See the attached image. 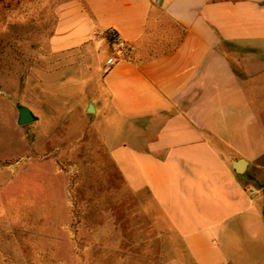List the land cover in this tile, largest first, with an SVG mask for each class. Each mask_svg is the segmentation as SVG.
I'll return each mask as SVG.
<instances>
[{"label": "crops", "instance_id": "crops-1", "mask_svg": "<svg viewBox=\"0 0 264 264\" xmlns=\"http://www.w3.org/2000/svg\"><path fill=\"white\" fill-rule=\"evenodd\" d=\"M50 42L162 264H264V0H64Z\"/></svg>", "mask_w": 264, "mask_h": 264}, {"label": "rangeland", "instance_id": "rangeland-1", "mask_svg": "<svg viewBox=\"0 0 264 264\" xmlns=\"http://www.w3.org/2000/svg\"><path fill=\"white\" fill-rule=\"evenodd\" d=\"M63 1L0 0V264H162L173 254L155 209L117 200L114 165L75 106L85 70L65 58L55 72ZM18 104L37 120L19 125Z\"/></svg>", "mask_w": 264, "mask_h": 264}, {"label": "water", "instance_id": "water-1", "mask_svg": "<svg viewBox=\"0 0 264 264\" xmlns=\"http://www.w3.org/2000/svg\"><path fill=\"white\" fill-rule=\"evenodd\" d=\"M17 109H18L17 123L19 125H26L32 123L38 118L36 114L32 111V109L26 105L18 104ZM86 111L90 113L95 111V106L92 102L87 106Z\"/></svg>", "mask_w": 264, "mask_h": 264}, {"label": "trees", "instance_id": "trees-1", "mask_svg": "<svg viewBox=\"0 0 264 264\" xmlns=\"http://www.w3.org/2000/svg\"><path fill=\"white\" fill-rule=\"evenodd\" d=\"M104 36L107 38V40L112 44L116 40V35L112 32H105Z\"/></svg>", "mask_w": 264, "mask_h": 264}, {"label": "built area", "instance_id": "built-area-1", "mask_svg": "<svg viewBox=\"0 0 264 264\" xmlns=\"http://www.w3.org/2000/svg\"><path fill=\"white\" fill-rule=\"evenodd\" d=\"M152 1L158 3L160 0H152ZM112 33L115 34V32H112ZM115 35H116V34H115ZM114 43H115L117 46H119V47H124V46H125V43L122 42V41L118 38L117 35H116V40H115Z\"/></svg>", "mask_w": 264, "mask_h": 264}]
</instances>
